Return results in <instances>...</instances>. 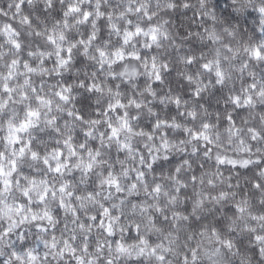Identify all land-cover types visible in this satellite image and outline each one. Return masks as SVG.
Wrapping results in <instances>:
<instances>
[{"label": "clouds", "instance_id": "9594fccd", "mask_svg": "<svg viewBox=\"0 0 264 264\" xmlns=\"http://www.w3.org/2000/svg\"><path fill=\"white\" fill-rule=\"evenodd\" d=\"M0 264H264V0H0Z\"/></svg>", "mask_w": 264, "mask_h": 264}]
</instances>
